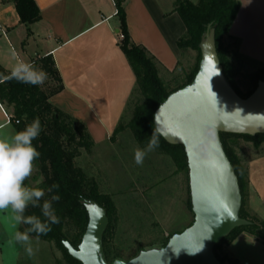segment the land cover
Wrapping results in <instances>:
<instances>
[{
    "label": "trees",
    "instance_id": "1",
    "mask_svg": "<svg viewBox=\"0 0 264 264\" xmlns=\"http://www.w3.org/2000/svg\"><path fill=\"white\" fill-rule=\"evenodd\" d=\"M113 1L121 36L118 46L135 78V87L128 103L133 97L136 98L130 120L117 125L110 138L111 141H114L116 135L128 129L135 143L140 148H146L153 131L156 133L153 124L155 111L170 94L192 82L198 70L199 47L210 30L214 32L215 51L223 75L240 98L245 99L250 96L258 82L264 80V66L258 64L256 66V63L242 56L239 53L240 41L229 35L240 8L238 0H176L174 2L173 11L177 13L185 28L184 35L176 43L177 49L180 52L194 51L196 59L192 70L181 81L173 80L171 85L165 84L161 79L157 60L143 46L132 42L124 11L125 0ZM0 2L14 5L19 21L27 29L29 36L30 26L41 19L35 0H0ZM225 40L231 43L224 42ZM247 63L254 64L250 70L247 68ZM31 64L48 74L44 84L34 86L9 79L11 73L0 66V105L7 113L9 123L13 125L15 131L23 130L36 118L40 120L41 133L33 144L41 155L35 161V173L25 181V184L45 189L44 200H49L54 194L60 196L59 201L52 202L60 223L52 225V231L46 236H41L39 240L53 244L62 252L67 264H80L68 255L62 242H68L74 248L79 245L88 221L84 203L92 200L105 210L109 220L103 235V249L107 262L111 264L119 259L117 254H113V245L109 240L115 207L112 197L100 191L99 183L94 177L96 172L89 155L95 144L82 122L63 113L49 102L52 96L63 89L52 57L46 56ZM156 135L159 139V147L155 151L170 156L178 169L188 172L182 146L169 145L157 133ZM220 140L238 179L242 197L245 172L236 154L234 142L243 140L258 149L264 145V133L255 136L220 134ZM53 184H59V189L47 192ZM188 207L191 209L190 202ZM25 214H35L44 219L39 207L29 206ZM239 217L248 221L250 225L234 229L214 246L213 254L220 264H240L223 252V246L231 244L241 233H247L264 242V222L258 224L252 221L242 205ZM27 227L20 225L19 230L23 231ZM30 235L36 239L35 233ZM170 237L161 242L158 248L164 247ZM136 255L137 253L128 260Z\"/></svg>",
    "mask_w": 264,
    "mask_h": 264
},
{
    "label": "crops",
    "instance_id": "2",
    "mask_svg": "<svg viewBox=\"0 0 264 264\" xmlns=\"http://www.w3.org/2000/svg\"><path fill=\"white\" fill-rule=\"evenodd\" d=\"M175 1L125 0L124 3L132 42L143 46L162 70L168 72H173L179 62L176 43L185 33L173 11ZM238 1L240 8L229 35L240 41L242 56L264 66V0ZM35 3L41 19L30 26L27 36L14 5L0 2V66L11 73L15 62L13 51L28 63L51 56L63 89L49 102L82 122L95 145L109 143V147L135 87L133 73L118 46L121 36L114 1L35 0ZM6 117L0 105V125L14 129ZM5 214L8 215L0 213V235H5L1 220ZM12 237L10 241L0 238L2 262L4 244L20 254V245ZM238 243L264 249V243L241 233L226 249L240 264Z\"/></svg>",
    "mask_w": 264,
    "mask_h": 264
},
{
    "label": "water",
    "instance_id": "3",
    "mask_svg": "<svg viewBox=\"0 0 264 264\" xmlns=\"http://www.w3.org/2000/svg\"><path fill=\"white\" fill-rule=\"evenodd\" d=\"M199 49L192 82L170 94L153 116L156 133L167 144L183 148L193 222L172 235L164 247L111 264H220L214 246L234 229L250 225L239 217L241 192L220 134L264 133V80L250 96L240 98L223 75L213 30ZM84 207L88 221L79 245L74 248L65 241L62 245L80 264H109L103 249L107 214L92 200L85 201Z\"/></svg>",
    "mask_w": 264,
    "mask_h": 264
},
{
    "label": "rangeland",
    "instance_id": "4",
    "mask_svg": "<svg viewBox=\"0 0 264 264\" xmlns=\"http://www.w3.org/2000/svg\"><path fill=\"white\" fill-rule=\"evenodd\" d=\"M224 42L231 43L226 40ZM195 59L194 51H179V62L173 72L163 71L158 65L161 79L169 85L175 79L181 81L192 70ZM253 65L247 63V68L250 70ZM241 90L245 92L244 89ZM135 98L133 97L127 104L126 112L119 123H127L130 120ZM7 131L14 132V129L9 127ZM108 145L109 143L95 145L89 157L94 165L96 172L94 177L99 183L100 191L110 195L114 202L115 214L109 235L113 254L118 255L117 260L127 261L136 253L157 249L167 237L182 232L192 224L193 213L188 207L190 202L188 172L178 169L170 156L155 150L146 155L142 166L137 165L134 152L140 147L135 143L128 129L116 135L112 145L109 147ZM234 145L245 172L242 208L252 221L262 224L264 222V145L255 149L251 143L243 140H236ZM1 220L4 223L5 235H0V238L10 241L9 237L19 228L10 213L1 215ZM32 243L34 249L38 250L31 258L27 256L22 245L19 256L14 253L13 247L4 244L5 247L2 249L4 262L0 256V264L1 262L2 264H67L62 252L53 244L37 241L34 238ZM238 245L241 264H264V249L246 247L243 243ZM226 249L227 245H224L223 252L229 255Z\"/></svg>",
    "mask_w": 264,
    "mask_h": 264
},
{
    "label": "clouds",
    "instance_id": "5",
    "mask_svg": "<svg viewBox=\"0 0 264 264\" xmlns=\"http://www.w3.org/2000/svg\"><path fill=\"white\" fill-rule=\"evenodd\" d=\"M12 58L15 62L9 79L34 86L42 85L47 80L46 72L20 59L15 51L12 52ZM40 133L39 118L34 119L23 130L15 132H9L7 126L0 125V213H10L17 226H28L23 231L16 230L12 239L24 247L30 258L38 250L34 249L30 234L35 233L36 240L39 241L41 236H46L52 231V225L60 223L52 203L59 201L60 196L54 194L49 200H44L45 189L25 184V181L31 178L36 170L35 161L41 155L33 144ZM158 147L159 139L153 131L146 148L135 150V163L142 166L146 155ZM53 189H59V184H53L47 192H52ZM41 201H43L42 204ZM29 206L41 208L44 219L35 214L26 215Z\"/></svg>",
    "mask_w": 264,
    "mask_h": 264
},
{
    "label": "built area",
    "instance_id": "6",
    "mask_svg": "<svg viewBox=\"0 0 264 264\" xmlns=\"http://www.w3.org/2000/svg\"><path fill=\"white\" fill-rule=\"evenodd\" d=\"M2 33H3V32H2ZM6 118H7V121L9 122V117L7 116ZM15 123L17 124L18 122H15Z\"/></svg>",
    "mask_w": 264,
    "mask_h": 264
}]
</instances>
